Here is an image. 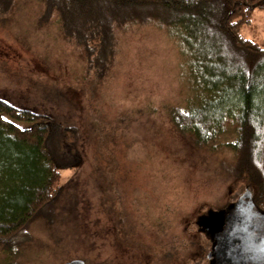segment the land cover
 Here are the masks:
<instances>
[{
    "label": "rangeland",
    "instance_id": "rangeland-1",
    "mask_svg": "<svg viewBox=\"0 0 264 264\" xmlns=\"http://www.w3.org/2000/svg\"><path fill=\"white\" fill-rule=\"evenodd\" d=\"M43 10V0H16L0 13V98L78 126L84 163L62 171L54 221L34 220L0 264H211L204 218L248 181L230 175L228 147H198L173 123L169 109L190 93L176 39L155 24L126 26L98 78L65 42L58 13L40 22ZM240 32L264 47V2Z\"/></svg>",
    "mask_w": 264,
    "mask_h": 264
},
{
    "label": "trees",
    "instance_id": "trees-1",
    "mask_svg": "<svg viewBox=\"0 0 264 264\" xmlns=\"http://www.w3.org/2000/svg\"><path fill=\"white\" fill-rule=\"evenodd\" d=\"M15 2L0 0V13L9 14ZM43 2L40 22L58 13L65 42L85 55L87 71L98 78L115 64L118 30L155 24L176 39L190 93L185 107L169 109L173 123L198 147H228L230 175L248 181L264 211V47L240 32L264 0ZM79 136L76 125L0 98V251L28 239L34 220L54 221L62 171L84 163Z\"/></svg>",
    "mask_w": 264,
    "mask_h": 264
},
{
    "label": "water",
    "instance_id": "water-1",
    "mask_svg": "<svg viewBox=\"0 0 264 264\" xmlns=\"http://www.w3.org/2000/svg\"><path fill=\"white\" fill-rule=\"evenodd\" d=\"M205 224L216 246L211 264H264V211L246 188L227 208L210 211ZM65 264H87L73 259Z\"/></svg>",
    "mask_w": 264,
    "mask_h": 264
}]
</instances>
